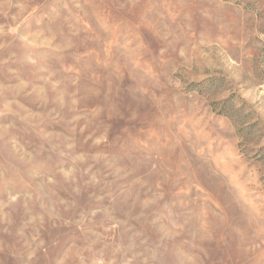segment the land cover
I'll list each match as a JSON object with an SVG mask.
<instances>
[{"label":"rangeland","instance_id":"1","mask_svg":"<svg viewBox=\"0 0 264 264\" xmlns=\"http://www.w3.org/2000/svg\"><path fill=\"white\" fill-rule=\"evenodd\" d=\"M0 264H264V0H0Z\"/></svg>","mask_w":264,"mask_h":264}]
</instances>
